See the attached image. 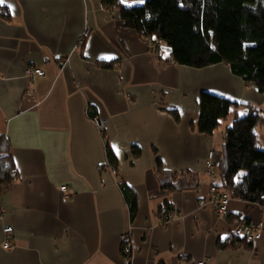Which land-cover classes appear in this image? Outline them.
Masks as SVG:
<instances>
[{
    "label": "crops",
    "instance_id": "crops-1",
    "mask_svg": "<svg viewBox=\"0 0 264 264\" xmlns=\"http://www.w3.org/2000/svg\"><path fill=\"white\" fill-rule=\"evenodd\" d=\"M161 48L158 57L125 26L119 5L103 0L0 5V145L16 168L0 185V264H125L126 231L130 264H264V206L230 196L220 218L211 201L206 154L215 152L218 179L233 114L212 134L195 128L201 91L237 102L235 112L263 115L264 92L226 63L182 65ZM28 66L44 76L30 80ZM89 116L107 120L106 143ZM256 133L264 149V124ZM107 144L117 174L107 168ZM122 182L135 195L133 215ZM166 203L175 215L168 220L160 212ZM241 223H261L260 238L234 237ZM225 240L234 241L224 247Z\"/></svg>",
    "mask_w": 264,
    "mask_h": 264
},
{
    "label": "trees",
    "instance_id": "trees-1",
    "mask_svg": "<svg viewBox=\"0 0 264 264\" xmlns=\"http://www.w3.org/2000/svg\"><path fill=\"white\" fill-rule=\"evenodd\" d=\"M103 4L119 5L125 26L144 40L166 44L176 63L196 68L226 63L234 74L264 92V0H144L141 5L132 6H125L120 0H103ZM4 9L3 16L9 18ZM232 103L237 105L224 96L201 91L197 131L212 134L218 130L231 113ZM167 110L179 119L178 109ZM255 111L249 109L243 115L235 112L231 123L225 126L224 165L214 184L217 194L226 192L233 198L264 206V149L256 133V128L264 124V115ZM6 152L0 145V185L9 184L15 177L11 174L12 157ZM106 160L107 165L117 169L108 144ZM157 165L161 167L160 160ZM121 189L133 215L135 195L123 182ZM164 205L169 208L168 203ZM234 237L239 238L235 234ZM234 240L222 244L226 247Z\"/></svg>",
    "mask_w": 264,
    "mask_h": 264
},
{
    "label": "built area",
    "instance_id": "built-area-1",
    "mask_svg": "<svg viewBox=\"0 0 264 264\" xmlns=\"http://www.w3.org/2000/svg\"><path fill=\"white\" fill-rule=\"evenodd\" d=\"M89 34L88 29L84 30L82 33V36L78 40V43L81 44L83 42V38L87 37ZM150 49H154V53L158 57H162L163 52H162V42L157 41L154 42L150 38H146L144 40ZM25 73L27 77L30 80H34L37 77H42L44 76V71L39 68V67H32L28 66L25 69ZM90 120L94 123V125L97 127L98 131L102 134V139L104 143L107 141V131L109 129V125L106 119L100 118L98 116H92L90 117ZM223 137H225V132L223 133ZM215 152L213 150H209L206 154V160H205V165L207 172L211 178V188H210V193L212 194L211 196V201L214 202L216 205L217 213L220 218H225L227 214V204L230 199V195L226 192H222L221 194H217V188L215 187ZM107 168L109 171H111L113 174H117L116 170L109 165H107ZM12 173H16V168L12 169ZM60 191L62 193V200L66 202L68 199H70V195L66 193L67 186L62 185L60 186ZM203 204V202H201ZM160 212L163 218L168 220L169 218L175 217L173 213L172 208H168L166 205H161L160 206ZM261 231H262V224L259 223L257 225H250L247 223H241L234 231V234L239 237H243L246 240H255L260 238L261 236ZM3 234L5 236L4 242H3V247L4 248H11L13 246L12 243V235H13V228L11 226H6L3 228ZM131 236L129 234V231L124 232L123 234L120 235V242L122 245V252L124 255V263L125 264H130V245H131ZM185 257V256H184ZM205 261L201 260L197 262L196 264H204Z\"/></svg>",
    "mask_w": 264,
    "mask_h": 264
},
{
    "label": "rangeland",
    "instance_id": "rangeland-1",
    "mask_svg": "<svg viewBox=\"0 0 264 264\" xmlns=\"http://www.w3.org/2000/svg\"><path fill=\"white\" fill-rule=\"evenodd\" d=\"M163 43V42H162ZM241 108H243V109H246V104H243V105H239ZM236 105H235V103H232L231 104V113L229 114V116L228 117H231L232 116V114H233V112H235L236 111ZM247 111V110H246ZM245 110H241V112L240 113H244V112H246ZM256 111H261V110H259V109H256ZM247 113V112H246ZM226 122H227V119H224V120H222V128L226 125ZM223 165H224V161L222 160L221 161V163H219L218 164V168H217V171L218 172H220V170L222 169V167H223Z\"/></svg>",
    "mask_w": 264,
    "mask_h": 264
},
{
    "label": "snow or ice",
    "instance_id": "snow-or-ice-1",
    "mask_svg": "<svg viewBox=\"0 0 264 264\" xmlns=\"http://www.w3.org/2000/svg\"><path fill=\"white\" fill-rule=\"evenodd\" d=\"M123 2V0H122ZM138 3H144V0H137ZM7 3V0H0V5H5ZM9 7V9L11 10L12 9V5L11 4H8L7 5ZM240 175H243V173H241Z\"/></svg>",
    "mask_w": 264,
    "mask_h": 264
}]
</instances>
